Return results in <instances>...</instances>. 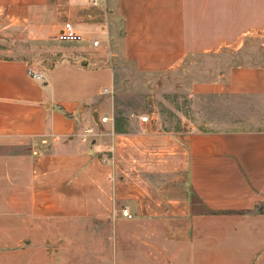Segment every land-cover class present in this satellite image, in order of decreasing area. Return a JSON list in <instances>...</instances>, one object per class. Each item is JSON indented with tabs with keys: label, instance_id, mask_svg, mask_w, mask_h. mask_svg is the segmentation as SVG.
Here are the masks:
<instances>
[{
	"label": "crops",
	"instance_id": "0c3cea01",
	"mask_svg": "<svg viewBox=\"0 0 264 264\" xmlns=\"http://www.w3.org/2000/svg\"><path fill=\"white\" fill-rule=\"evenodd\" d=\"M115 2L117 36L105 3L0 0V264H264V63L244 52L264 0ZM66 23L84 40L60 42ZM19 33L79 53L2 47ZM114 37L140 73L201 54L191 92L231 102L193 130L118 113L113 59L94 53Z\"/></svg>",
	"mask_w": 264,
	"mask_h": 264
},
{
	"label": "rangeland",
	"instance_id": "374dc122",
	"mask_svg": "<svg viewBox=\"0 0 264 264\" xmlns=\"http://www.w3.org/2000/svg\"><path fill=\"white\" fill-rule=\"evenodd\" d=\"M65 1L70 3L76 0ZM105 7L110 11L113 10L111 22L117 32L115 34L117 36L121 34L122 27L121 21L117 19L114 13L116 8L115 0H105ZM14 39H20V42H8L7 45L2 47L12 50L15 46L20 45L25 51H30V55L38 59L37 62L43 61L44 53H54V51L58 50H62L64 53H79L78 45L61 44L56 38L44 43H30L24 42V35L19 33ZM116 39L115 37L113 38L112 44H110L108 49H102L101 51L99 48V50H94V53H107V56L113 59L111 62L116 72L115 100L118 113L126 116L135 114L147 117L153 114L162 129L178 130L183 128L193 130L196 126L203 127V123L195 122L196 117L204 114H208L209 117L219 114V111L225 109L226 104L231 102L229 101L230 99L202 97L191 92V85L198 80L204 79L200 71L205 66L207 59L201 54L193 57L184 68L177 72L161 74L140 73L132 62L126 61L121 56ZM245 46L244 52L247 55L245 62L252 64L264 63V38L252 35L248 38ZM110 54L115 56L110 57Z\"/></svg>",
	"mask_w": 264,
	"mask_h": 264
},
{
	"label": "built area",
	"instance_id": "2783aa9c",
	"mask_svg": "<svg viewBox=\"0 0 264 264\" xmlns=\"http://www.w3.org/2000/svg\"><path fill=\"white\" fill-rule=\"evenodd\" d=\"M87 2L90 3L91 5L99 6L105 3V0H87ZM58 40L62 43H78V42L83 41L84 37L75 29L72 23H66L58 35ZM91 43L94 48L100 47L99 40H94ZM29 74L34 79L44 80V78H42L40 73H34L33 71L30 70ZM106 93H108L107 89L103 91V94H106ZM107 120H108L107 117H103L101 119V123H105L107 122ZM141 121L144 123H147L149 121V118L147 116H143L141 117ZM91 133H92V129H87L86 134H91ZM122 214L124 217L128 219L133 218V215L128 210H123Z\"/></svg>",
	"mask_w": 264,
	"mask_h": 264
}]
</instances>
